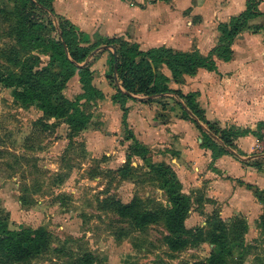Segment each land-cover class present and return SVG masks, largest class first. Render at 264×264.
<instances>
[{
    "label": "rangeland",
    "instance_id": "obj_1",
    "mask_svg": "<svg viewBox=\"0 0 264 264\" xmlns=\"http://www.w3.org/2000/svg\"><path fill=\"white\" fill-rule=\"evenodd\" d=\"M77 1L74 0L72 10ZM130 1L144 6L148 1L159 0ZM54 12L43 9L36 0H0V74L17 71L22 66L33 70L60 68L50 58L52 44L48 43L43 51L38 42L29 43L33 32L44 40L59 38L57 23L65 17L58 14L57 9ZM179 20L183 24V17ZM191 43H179V48L188 50ZM99 47L91 52L95 57L89 55L86 62L92 64L99 58L103 52H98ZM108 66L100 68L102 73L98 76H105L107 82L102 89L103 98L88 104L80 101L82 108L91 114L82 130L70 131L66 119L47 118L34 105L20 106L13 99L11 89L0 83V222H5L9 230L42 227L50 235L48 247L36 257L7 264H76L84 253L95 257L94 264H189L204 261L209 256L212 245L208 242L189 245L176 252L168 250L163 242L166 234L163 219L137 229L129 219L119 217L109 206H104L109 199L128 203L137 198L140 209L160 212L170 207L161 186L162 177L148 166L152 163L150 159L153 164L160 162L161 148L157 145L153 148L155 158L146 156V160H140L132 154L127 158L133 149V140L127 136L131 129L128 124L125 129L122 124L109 123L111 104L107 99L115 90L109 79L112 71L106 75ZM63 80L60 78L61 82ZM67 82L62 84L61 93L74 100L82 93V87L77 86L76 81ZM190 90L182 93L196 92L198 105V92ZM105 93L108 98L104 97ZM174 98H159L166 102L164 109L158 101L152 102L160 106L162 114L168 104L175 108L180 106L179 99L183 102L178 95ZM152 102H144L150 110ZM263 129L256 128L254 144L261 138ZM86 141L91 143V151ZM254 144L243 159L234 152L242 164L264 165V156L254 151ZM147 150L149 153V148ZM152 152L151 148L150 155ZM122 156L125 168L121 171L117 167ZM215 159L212 156V163ZM123 177L132 182H122ZM210 200L209 213L202 210L200 217L189 215L185 227L207 229L212 222L210 217L217 216L230 229L229 238L236 240L225 264H264V207L263 213L256 217L243 214L221 217L220 208ZM262 203L264 205V201ZM3 262L0 259V264Z\"/></svg>",
    "mask_w": 264,
    "mask_h": 264
},
{
    "label": "crops",
    "instance_id": "obj_2",
    "mask_svg": "<svg viewBox=\"0 0 264 264\" xmlns=\"http://www.w3.org/2000/svg\"><path fill=\"white\" fill-rule=\"evenodd\" d=\"M246 3L247 0H159L148 1L141 6L132 4L130 0H78L72 10L74 0H53V8L81 33L83 44L101 42L98 52H103L95 62L90 64L88 61L87 64L93 73L92 84L103 92L107 82L105 76L98 77L100 68L109 64L106 75L112 71L113 49L103 44L106 38L123 37L136 42L142 50L159 46L179 48V43L192 42L190 49L197 48L206 55L218 44L221 36L219 26L243 12ZM255 9L258 14L247 20L231 43V58L216 60L217 71L199 68L194 75H184L182 84L173 81L169 84L180 88L183 93L190 89L197 91V103L205 118L222 127L235 126L255 131L257 124L264 122V1H257ZM182 17L183 24L179 20ZM163 71L169 74L166 68ZM69 81H76L77 86L82 87L76 73L67 83ZM114 92L109 98L106 93L104 95L111 104L109 123L121 125L123 112L120 105L111 99ZM175 96L171 93L164 97L172 100ZM180 102L181 99L178 104ZM157 103L152 102L154 105L150 110L146 106L148 103L127 99L126 121L135 139L149 148L148 158L156 157L155 145L161 148L158 161L173 170L181 184V192L191 200L187 217H200L202 210L209 213L210 199L220 208L221 217L239 214L256 217L262 214L263 203L255 198L253 190L246 184L264 190V165L239 161L248 156L255 134L237 137L234 140L236 149L233 152L227 150L212 163V151L201 145V133L195 123L179 115L182 111L180 106L174 108L168 104L167 110L161 114ZM86 144L91 151V143L86 141ZM124 161L122 156L117 168L122 167ZM121 180L131 181L130 178Z\"/></svg>",
    "mask_w": 264,
    "mask_h": 264
},
{
    "label": "trees",
    "instance_id": "obj_3",
    "mask_svg": "<svg viewBox=\"0 0 264 264\" xmlns=\"http://www.w3.org/2000/svg\"><path fill=\"white\" fill-rule=\"evenodd\" d=\"M52 2L53 0H36V4L51 14L55 13ZM255 4L256 0H247L243 12L232 16L227 24L219 26L221 36L218 44L206 55L197 48L182 50L159 46L142 50L136 42H130L123 37L106 38L103 44L113 46L116 53V61L113 53L111 54L112 75L109 79L115 87L111 99L121 107L123 112L121 124L124 128H127L128 107L125 105L127 99H139L141 102L158 101L164 109L166 102L159 98L172 93L183 99V102L179 103L182 118L196 124L202 135L201 145L212 150L214 159L226 153V148L235 149L233 140L236 137L249 133L256 135L255 131L248 128L240 129L235 126L221 128L217 122L207 120L204 111L196 104V92L184 95L180 90L173 89L169 85L171 81L179 84L184 82V75H194L199 68L217 71V59L229 60L232 56L233 39L245 27L247 20L258 14ZM61 19L62 22L57 23L58 39L44 40L35 32L29 38V43L38 42L37 45L43 46V51L48 48V43L52 44L50 58L57 62L60 68L51 70L45 67L33 70L32 67L22 66L17 71L11 70L0 74V83L5 88L11 89L13 99L20 106L34 105L47 118L66 119L70 131L82 130L89 123L91 114L82 108L80 101L84 100V103L88 104L103 98V92L92 84L93 73L86 62L90 53L101 46V42L83 44L81 33L75 29V26L67 19ZM163 68L169 71L168 75L163 72ZM75 73L79 76L82 93L74 100H69L61 93L62 84L64 86ZM60 78L64 79L63 82ZM262 127L264 122H259L257 129ZM127 136L133 140L132 153L127 158L132 154L146 160L147 148L135 139L132 132L129 131ZM148 166L156 172V175L162 177L161 186L166 191L169 208L160 212L140 209L137 198H133L128 203L109 199L104 206H109L119 217L129 219L132 226L137 229L163 219L166 229L163 242L172 252L200 242H208L212 245V250L204 261L189 264H225L226 258L231 255L236 245V240L229 238L230 229L217 216L210 217L212 222L207 229L186 228L185 219L191 207V200L181 192V184L175 173L163 162L149 163ZM124 168L125 166H122L119 170L122 171ZM246 187L253 189L255 196L264 201L262 197L264 190L251 184H246ZM49 236L42 227L9 230L5 222H0V253L2 254L0 259L4 260L1 264L27 262L36 257L48 247ZM77 259L76 264H94L96 261L90 253H84Z\"/></svg>",
    "mask_w": 264,
    "mask_h": 264
},
{
    "label": "built area",
    "instance_id": "obj_4",
    "mask_svg": "<svg viewBox=\"0 0 264 264\" xmlns=\"http://www.w3.org/2000/svg\"><path fill=\"white\" fill-rule=\"evenodd\" d=\"M259 0H256V2ZM264 1V0H261ZM261 138L256 140L254 151L264 156V129L260 133Z\"/></svg>",
    "mask_w": 264,
    "mask_h": 264
},
{
    "label": "water",
    "instance_id": "obj_5",
    "mask_svg": "<svg viewBox=\"0 0 264 264\" xmlns=\"http://www.w3.org/2000/svg\"><path fill=\"white\" fill-rule=\"evenodd\" d=\"M109 47H111V48L113 49L114 61H116V53H115V49H114L113 46H109ZM92 53H93V52H92ZM92 53H91V55H92ZM114 77H115V66H114ZM115 79H116V77H115ZM115 82H117V80H115Z\"/></svg>",
    "mask_w": 264,
    "mask_h": 264
}]
</instances>
